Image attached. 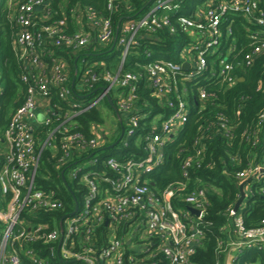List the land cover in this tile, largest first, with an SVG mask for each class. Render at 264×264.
I'll return each mask as SVG.
<instances>
[{
  "label": "built area",
  "instance_id": "1",
  "mask_svg": "<svg viewBox=\"0 0 264 264\" xmlns=\"http://www.w3.org/2000/svg\"><path fill=\"white\" fill-rule=\"evenodd\" d=\"M53 1L6 0L13 50L22 70L19 77L27 88L24 101L12 112L0 135L3 155L0 159V223L4 225L0 264H25L23 254L34 264H49V259L43 255L44 248L50 255L56 253L65 260L64 264H134L159 255L162 264H196L192 258L204 235L201 223L207 205L206 189H190L185 182L158 189L150 186L152 182L146 176L163 163L165 145L178 136L188 121L191 107L187 84L197 86L200 99L205 100L210 97L207 85L235 82L234 64L227 60L234 47H230L226 56L220 53L223 35L220 26L228 14L252 18L259 28L250 35L254 41L244 57L246 66L252 64L254 56L264 53L262 0H220L217 4L208 0L206 6H199L191 15L178 14L179 0H155L145 14L124 23L116 42L112 18L91 6H75L70 10L76 26L73 32L69 30L65 10L64 17L50 22L58 13ZM117 1L107 0L108 9ZM173 21L190 29L191 36L179 49L178 60L157 58L142 64L152 92L171 113L160 124L157 121L161 116H157L153 128L143 138V155L124 161L111 156L105 160L108 170H100L98 149L114 135L120 137L122 127L124 133L119 143L127 145L140 128L141 114L134 106L140 74L121 72L125 57L131 47L139 45L141 35H153L165 27L174 33ZM114 43L123 49L116 73L98 71L103 61L85 58L88 53ZM54 46L80 53L76 60L84 56L83 72L78 79V69L72 78L68 60L54 55ZM216 54H219L218 60L211 64L209 57ZM49 56L50 61H47L45 57ZM206 72H210L211 77L200 84L198 79ZM261 86L259 84L257 89ZM53 87L58 89L59 98L69 99L68 107L52 102ZM2 89L0 86V94ZM93 92L95 96L90 99ZM75 93L80 100H72ZM105 98H111L113 103L114 98L117 100V106L114 105L121 124L120 133L116 123L111 128L92 123L89 137L78 130L77 117L91 108L101 107ZM261 117L264 118V114ZM221 122L227 129L225 120ZM41 125H49L47 137L42 141L38 139ZM258 142L257 138L254 144ZM45 148L52 150L55 167L61 170V175L64 172L66 178L68 173L72 179H78V184L87 187L81 203L71 189L75 196L71 211L56 189L38 181ZM192 163V157L183 162L185 177L189 176ZM262 175L264 164L261 163L238 172L240 185L245 182L246 196L250 183ZM181 202L186 208L179 205ZM237 212L234 207L230 209L235 238L227 250L225 264H233L237 253L245 248L264 246V220L249 228Z\"/></svg>",
  "mask_w": 264,
  "mask_h": 264
},
{
  "label": "trees",
  "instance_id": "2",
  "mask_svg": "<svg viewBox=\"0 0 264 264\" xmlns=\"http://www.w3.org/2000/svg\"><path fill=\"white\" fill-rule=\"evenodd\" d=\"M207 2L208 0H179L178 14L191 15L199 6H206ZM218 2L220 0H214L212 3L217 4ZM154 3L155 0H118L112 9H108L107 0H54L53 8L58 13L49 21L53 22L55 19L64 17L63 10H65L69 30L73 32L76 26L70 10L75 6L83 8L91 6L103 15L112 18L115 31L119 29L120 37L124 23L131 18H139ZM261 6L264 8V0ZM7 14L6 0H0V86L3 87L0 94L1 135L12 112L24 101L27 88L19 77L22 70L13 50V35ZM226 17L227 20L225 18L224 24L220 26L223 31L220 53L226 56L230 47H234V50L228 54L227 60L234 64L232 73L237 77L235 82L231 84L218 82L207 85L210 97L205 100L200 99L197 86L193 87L191 82L187 84L191 107L188 121L178 136L165 145L163 163L146 176L152 182L150 186L158 189H164L176 182L188 183L190 189L198 187L206 189L207 205L201 223L204 235L192 258L196 264H225L227 250L235 238L234 221L230 215V209L235 206L240 197V183L237 174L250 165L264 164V118L261 117L264 114V53L254 56L250 66H246L244 61L254 41L250 39V35L259 28L253 24L252 18L240 14H228ZM173 24L176 28L174 33L165 27L153 35H141L139 45L131 47L127 53L121 72L132 71L140 74L137 98L134 102V106L141 114L140 128L138 134L131 138L127 145L120 142L115 147H111L119 138V135H114L110 142L99 148L96 154L99 158L98 169L108 170L105 160L111 156L124 161L130 157L138 158L143 155V138L153 128L157 116H161L157 121V124H160L171 113L169 107L160 102L152 92L150 81L142 64L157 58L178 60L179 49L190 41L191 36L189 35L190 29H185L176 21H173ZM228 27L230 28L229 33H227ZM112 46L101 48L93 54L90 52L85 58L91 61H103L99 63L98 71L110 70L116 73L120 68L123 49L118 44ZM53 53L68 60L72 78L76 68L78 69V79L79 74L83 72V66L81 69L79 63L82 62L84 56L76 60L80 53L56 46L53 47ZM98 53L100 55H97ZM217 56L219 54L210 55L209 62L211 64L216 62ZM50 58V56L45 57L47 61H50ZM209 76L211 77V73L206 72L199 77L200 84L205 83ZM259 84L262 86L258 90ZM77 88L76 85V91ZM94 96L95 92L92 93L90 99ZM51 98L53 103L63 108L69 105V99L59 98L58 89L55 87L51 89ZM74 99L80 100L78 93L72 96V100ZM114 99L117 106V100ZM102 103L103 107L91 108L77 117L78 130L89 137L92 123L103 126L105 124L103 108L110 115L112 114L111 117L116 123L118 134L120 133L121 124L115 108L107 98ZM221 120H225L227 129L221 126ZM48 130L49 125L39 126L38 139L40 141L47 137ZM257 138L259 142L254 144ZM1 152L2 141L0 140V159L3 157ZM188 157L193 158V163L189 176L185 177L182 165ZM66 180L81 203L87 191L86 185L78 184V179H72L68 173H66ZM38 181L47 188L56 189L67 202L68 211L72 210L73 195L63 180L61 170L55 167V159L50 148L43 150ZM183 204L181 202L179 205L186 208V204ZM237 213L242 216L245 226L249 228L260 225L264 220V175L255 178L250 183V191ZM3 228L4 225L0 223V237ZM103 243L104 241L100 242L97 249H100ZM92 244L95 245V243ZM43 255L49 259V264H64L65 260L56 253L53 256L50 255L47 248H44ZM236 256L233 264H264V246L245 248ZM161 258L162 256L159 255L156 258H148L146 261L134 264H162L159 261ZM23 259L25 264H34L24 254Z\"/></svg>",
  "mask_w": 264,
  "mask_h": 264
},
{
  "label": "water",
  "instance_id": "3",
  "mask_svg": "<svg viewBox=\"0 0 264 264\" xmlns=\"http://www.w3.org/2000/svg\"><path fill=\"white\" fill-rule=\"evenodd\" d=\"M40 9H41V7H37V10H40ZM118 32H119V29H117V32H116L115 42H116V40L118 38ZM184 67L187 68L188 67V63L184 64ZM76 71H77V69H76ZM74 85H75V80H73L72 87H74ZM109 101H110V103L112 104V106L116 110V107H115V105H114V103H113L111 98H109ZM40 118H43V114H40ZM123 133H124V128L122 127V134L120 135L119 139L111 145L112 147H115L119 143V141L123 137ZM62 177H63V180H64L65 184L68 186L70 192L72 193L73 197L75 198V196H74V194H73V192L71 190V187L69 186V184H68V182H67V180L65 178L64 172H62ZM244 185H245V182L240 185L241 195H240L239 199L237 200V202L235 203V206H234V209L236 211L240 208L242 202L244 201V199L246 197L244 189H243ZM76 209H77V207L75 208V210ZM193 211H195L196 213H199L197 210H193Z\"/></svg>",
  "mask_w": 264,
  "mask_h": 264
},
{
  "label": "rangeland",
  "instance_id": "4",
  "mask_svg": "<svg viewBox=\"0 0 264 264\" xmlns=\"http://www.w3.org/2000/svg\"><path fill=\"white\" fill-rule=\"evenodd\" d=\"M79 66L82 69L83 63L80 62ZM100 105L103 107V103H101ZM102 112H104L103 116L105 117V126H107V128H111L113 126V123H114L112 117H110L109 112L105 108L102 109ZM107 113H108V115H107Z\"/></svg>",
  "mask_w": 264,
  "mask_h": 264
},
{
  "label": "crops",
  "instance_id": "5",
  "mask_svg": "<svg viewBox=\"0 0 264 264\" xmlns=\"http://www.w3.org/2000/svg\"><path fill=\"white\" fill-rule=\"evenodd\" d=\"M232 253H235V251H234V250H232Z\"/></svg>",
  "mask_w": 264,
  "mask_h": 264
}]
</instances>
